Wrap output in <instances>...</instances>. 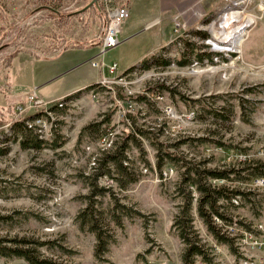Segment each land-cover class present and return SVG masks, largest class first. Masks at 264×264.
Returning <instances> with one entry per match:
<instances>
[{"label": "rangeland", "instance_id": "374dc122", "mask_svg": "<svg viewBox=\"0 0 264 264\" xmlns=\"http://www.w3.org/2000/svg\"><path fill=\"white\" fill-rule=\"evenodd\" d=\"M40 1H0V26L8 25L14 32L0 33V134L37 113L21 101L22 96L27 99L37 92L49 107L63 104L47 125L35 124L43 128L44 139L54 145L51 148L25 150L21 142L0 145L9 150L0 156L3 245L31 249L40 260L53 264H149L155 258L183 264L187 244L180 236L183 229L175 223L183 218L192 192L187 234L204 247L209 260L196 257L195 264L262 260L264 251L244 252L236 236L225 234L227 241L216 240L198 213L197 187H189L184 179L189 167L243 169L248 163L264 164V0H99L97 5L105 14L128 8L129 17L119 35L121 44L97 57L99 46L88 64L41 90L35 87L13 98L7 89L11 56L27 52L42 61L67 51L49 50L51 44L45 38L56 28L40 19ZM61 1L64 11L79 13L93 0ZM95 15L88 13L68 22L65 34L74 39L99 36L101 40L104 27ZM129 20L128 29L139 35L124 42L123 29ZM241 26L244 30L236 32ZM161 52L172 61L171 66L134 70ZM102 57L107 65H119L117 75L97 67L113 79L108 87L68 102L63 101L67 96L50 101L42 95H59L73 88L70 81L95 73L92 63ZM179 61L189 64L180 67ZM141 95L148 101L139 102ZM130 103L131 118L126 121L120 110ZM109 123L114 128L111 140L118 147L136 127L151 133L139 137L138 145L130 144L127 174L112 166L111 176L97 178L104 155L116 147L98 142ZM165 153L176 155L182 163H171ZM159 155L164 157L162 169L158 168ZM165 171L167 179L162 177ZM240 177L232 175L234 181L213 184L257 195L220 202L226 223L248 229L253 223H264V187L254 191L250 184L257 177L247 171ZM96 189L103 191L94 195ZM120 205L129 209L128 214ZM83 215H89L87 220ZM216 246L219 251L214 250ZM0 264L28 263L4 257Z\"/></svg>", "mask_w": 264, "mask_h": 264}, {"label": "trees", "instance_id": "16d2710c", "mask_svg": "<svg viewBox=\"0 0 264 264\" xmlns=\"http://www.w3.org/2000/svg\"><path fill=\"white\" fill-rule=\"evenodd\" d=\"M40 3V7L42 8L40 9L43 12V15L40 17V19L55 24L56 28V32L53 29V31L48 34L45 38L46 41L51 44L49 50L66 51L69 49H92L97 48L102 44V41L100 40L99 36L87 39H82L81 37L79 39H74L73 37H69L65 34L68 22L76 20L77 18H82V16L92 12H95V17L101 20V29L105 27L109 22V14L106 13V16L104 11H101L98 5H94L92 7L86 5V10H82V12L79 13L78 11L77 13H71L63 10L65 6L61 0H41ZM2 8L3 7L1 4L0 10H2ZM2 32H4V35H11L14 33L12 31V28L8 27V25H6L5 27L0 26V33ZM202 34L203 33H198V36ZM163 55L164 53L161 52L158 55L155 54L154 57H150L141 61L139 65L134 67V70L136 68L150 70L153 67L165 68L171 66L172 61L165 59ZM12 59L13 56H11L8 61L10 62ZM177 64L180 67H185L189 64V62L187 63L185 61H179ZM130 72L132 73V70ZM101 88L102 87H100L99 83H94L83 90H80L74 94L67 96L63 101L68 102L79 99L85 93ZM149 91L150 89L148 90V92ZM137 100L139 102H145L148 101V98L145 95H141L137 98ZM61 108L62 107H60L59 104L54 105L50 108V112L53 114L56 112L59 113L61 111ZM129 118L131 117L129 116ZM41 119H48L49 121H51V117L45 112H37L33 115H29L23 120L14 122L6 133L0 134V145H3L5 147L11 142H21V147L25 150L34 149L38 151L44 148H51V146L54 145L49 144L48 141L44 139L43 134L36 132V128L30 125L31 123ZM104 122L108 123L109 119ZM110 124L111 123L108 124L106 131L98 138V141L104 137H109L111 143L110 148L113 149L116 144L113 142V140H111V137L114 134L112 133L114 128H111ZM148 133L151 132H147L140 127L134 128V130L127 134V136L123 139V142L121 145H119V147L116 146L115 149L104 155V158L100 164V171L96 173V177L98 178L106 175L111 176L110 170L112 166H114L122 175L127 174L128 166L126 165V160L127 151L130 149L131 146L130 144L138 145L140 142L139 137H146ZM8 152V148L0 147V156L7 155ZM165 157L168 159V161L173 164L182 163L183 161L182 159L171 153H165ZM158 158V168L162 169L165 165V162L163 161L164 157H162V155H159ZM256 164L248 163L249 167L243 169H239V167L236 166L217 170L207 168L203 170L192 167L188 168V173L186 174L187 177L184 179V183L188 184L189 187H197V191L200 194V197L198 199V213L204 220L208 230L215 236L216 240H218L220 243L228 240L225 237L226 233H224L223 228H221L222 233L220 230H218L219 225L217 221H222L223 223H226L225 220H227L226 216L220 212V202L226 201L232 203V201L238 196H243L244 198H251V196L256 197L257 195L253 192L245 193L239 190H232L226 186L218 187L213 184V181H220L224 183L228 181H234L232 175H234L236 179L241 178L240 175L243 171H247L251 176H256L257 178L264 177V164ZM101 191H103V189H96L94 195L100 194ZM190 193L192 194V192ZM191 194L187 197L188 200L185 205L186 207L183 211V218L181 220L177 218L175 223L177 228L183 229L180 233V236L187 244V250L182 260L183 264H195L196 257H202L206 262L209 261L208 257L206 256V251L204 247L200 245L198 241L191 239L190 235L187 234V229H189L188 225L190 226L192 222L190 218V211L192 209L193 201ZM120 208L123 212L127 211L126 214H128L129 209L127 207L120 205ZM87 217H89V215H83V218L86 220ZM96 223L97 221H95V223L93 222L92 225L93 228H95V231L98 230V226L96 225ZM247 228L249 230L251 229L250 226ZM3 242L0 241V258H18L26 261L28 264H53L51 261L46 259L40 260L34 255L33 250L31 249L11 247L3 245Z\"/></svg>", "mask_w": 264, "mask_h": 264}, {"label": "built area", "instance_id": "2783aa9c", "mask_svg": "<svg viewBox=\"0 0 264 264\" xmlns=\"http://www.w3.org/2000/svg\"><path fill=\"white\" fill-rule=\"evenodd\" d=\"M128 17H129V10L127 7L118 8L117 11L113 13V15H109V22L102 30V37H101L102 44L100 45L99 53L97 57L107 54L110 50L117 48L121 44V40L119 38L121 27L124 21ZM102 58H99L98 62L92 63L93 67L95 68L105 67V69H107V72L109 74L117 75L118 70H119L118 63H112V64L107 65L104 62V58L103 59ZM114 79H116V77ZM112 80L113 79L108 78L107 75H104V72H103V78L98 83L100 84V87H108L109 84H112ZM32 94L33 95L29 96L27 99H23V96H22L21 101L25 100L29 108L34 109L31 111L45 112L52 119L53 113L50 112L51 107H49L48 105L49 103L39 98L37 92H33ZM156 99L162 100L163 98L161 96H157ZM18 105L22 106L21 103H19ZM59 105L60 107H63L62 103ZM132 108H133V103H130L127 105L126 109L124 108L120 110L121 118L127 121V118L129 117L128 114L132 112L131 111ZM38 109H42V110H38ZM41 123H44V124L49 123V120L41 119V120L31 123L30 125L36 128V132L43 134V128L35 125V124H41ZM50 126H52V124H50ZM98 142L100 145H104V147H106L107 145H110L109 137H104ZM168 177H169V174L167 171H165L163 174V178L167 179ZM261 186L264 187V177L254 179L253 182L250 184V187L254 191L258 190L257 188ZM217 223L218 225H221L224 233L237 237L238 245L241 249H243L244 252L255 254L259 251H264V223H257V224L253 223L250 225L251 227L250 230L249 229H239V226L237 223L226 224V223H223L222 221H217ZM216 249L217 251H219L218 246H216L214 250ZM243 255L245 257L247 256L246 254H243ZM149 264H169V262L167 259L155 258V259H151L149 261ZM242 264H264V258L255 263L244 261Z\"/></svg>", "mask_w": 264, "mask_h": 264}, {"label": "crops", "instance_id": "0c3cea01", "mask_svg": "<svg viewBox=\"0 0 264 264\" xmlns=\"http://www.w3.org/2000/svg\"><path fill=\"white\" fill-rule=\"evenodd\" d=\"M3 19L7 20V17H4ZM149 21L151 22V20ZM129 24L130 20L127 21L124 25L123 35H126L125 38H127L124 39V42H127L129 39H133L137 35H139L138 33L135 34L136 32L134 33L133 30L128 29ZM4 47L7 48V45H5ZM97 50L98 47L82 50L69 49L61 56L53 60L42 61L33 59L30 55H28L30 53L27 52H20L18 54H15L12 59L10 68L8 69V82L10 83V85L7 87V89L9 90L8 92L11 93L13 98H18V96H20L22 92L30 91L35 87H39L41 90L42 87L46 86L49 82L54 81L68 73H71L72 71H75L85 64H88V61L90 59L92 60L96 57L95 55L97 54ZM30 63L36 65L35 69L31 67L32 65ZM92 68L93 70H95V73L77 75L76 78L70 81L74 83L73 88H70L59 95H53L51 92L42 93V95L46 99L54 101L74 94L80 90L85 89L89 85L97 83V81H99V79L103 75V72L95 67ZM96 69L98 71H96Z\"/></svg>", "mask_w": 264, "mask_h": 264}, {"label": "bare ground", "instance_id": "6f19581e", "mask_svg": "<svg viewBox=\"0 0 264 264\" xmlns=\"http://www.w3.org/2000/svg\"><path fill=\"white\" fill-rule=\"evenodd\" d=\"M235 15V14H234ZM228 21V20H227ZM244 28L245 27H243V26H241V27H239V28H237V30H236V32H238V31H242V30H244ZM234 31V30H233ZM232 32V30L231 29H229V32L228 33H231ZM226 33H227V31H226ZM234 47V46H233Z\"/></svg>", "mask_w": 264, "mask_h": 264}, {"label": "water", "instance_id": "95a60500", "mask_svg": "<svg viewBox=\"0 0 264 264\" xmlns=\"http://www.w3.org/2000/svg\"><path fill=\"white\" fill-rule=\"evenodd\" d=\"M98 1L99 0H93L92 3L89 5V6H94V5H97L98 4ZM86 10V9H85ZM82 12V11H81Z\"/></svg>", "mask_w": 264, "mask_h": 264}]
</instances>
